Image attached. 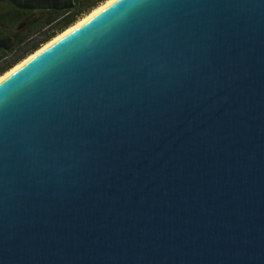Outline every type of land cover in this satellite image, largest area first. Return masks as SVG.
<instances>
[{
  "label": "water",
  "instance_id": "water-1",
  "mask_svg": "<svg viewBox=\"0 0 264 264\" xmlns=\"http://www.w3.org/2000/svg\"><path fill=\"white\" fill-rule=\"evenodd\" d=\"M0 264H264V0H115L0 81Z\"/></svg>",
  "mask_w": 264,
  "mask_h": 264
},
{
  "label": "trees",
  "instance_id": "trees-1",
  "mask_svg": "<svg viewBox=\"0 0 264 264\" xmlns=\"http://www.w3.org/2000/svg\"><path fill=\"white\" fill-rule=\"evenodd\" d=\"M104 1L73 0L74 6L70 10L50 11L31 35L17 42L10 54L0 55V76Z\"/></svg>",
  "mask_w": 264,
  "mask_h": 264
},
{
  "label": "flooded vegetation",
  "instance_id": "flooded-vegetation-1",
  "mask_svg": "<svg viewBox=\"0 0 264 264\" xmlns=\"http://www.w3.org/2000/svg\"><path fill=\"white\" fill-rule=\"evenodd\" d=\"M50 11L20 9L13 6L9 0H0V41H3L0 55L10 54L17 42L31 35Z\"/></svg>",
  "mask_w": 264,
  "mask_h": 264
},
{
  "label": "bare ground",
  "instance_id": "bare-ground-1",
  "mask_svg": "<svg viewBox=\"0 0 264 264\" xmlns=\"http://www.w3.org/2000/svg\"><path fill=\"white\" fill-rule=\"evenodd\" d=\"M114 1L115 0H106L103 4L99 5L95 9H93L88 15H86L81 20H79L78 22H76L75 24H73L72 26H70L69 28H67L66 30H64L63 32H61L59 35L55 36L49 42H47L46 44H44L43 46H41L33 54L29 55L26 59H24L23 61H21L19 64L15 65L14 67H12L9 71H7L2 76H0V81H2L3 79H5L7 76H9L13 72H15L17 69H19L20 67H22L23 65H25L27 62H29L31 59H33L34 57H36L37 55H39L40 53H42L46 49H48L49 47H51L52 45H54L55 43H57L63 37H65L66 35H68L70 32H72L73 30H75L77 27L81 26L83 23H85L87 20H89L91 17H93L94 15H96L103 8H105L106 6H108L109 4H111Z\"/></svg>",
  "mask_w": 264,
  "mask_h": 264
},
{
  "label": "rangeland",
  "instance_id": "rangeland-1",
  "mask_svg": "<svg viewBox=\"0 0 264 264\" xmlns=\"http://www.w3.org/2000/svg\"><path fill=\"white\" fill-rule=\"evenodd\" d=\"M105 1H106V0H105ZM105 1H104V2H105ZM104 2L98 4L96 7H98L99 5L103 4ZM96 7H95V8H96ZM95 8H93V9H95ZM93 9H92V10H93ZM92 10H90L88 13H86V14H84L83 16H81V17H79L78 19H76L75 22H74L73 24H75L76 22H78L79 20H81L83 17H85L86 15H88ZM73 24H71L70 26H72ZM70 26H68L67 28H69ZM67 28H66V29H67ZM66 29H65V30H66ZM62 32H63V31H62ZM59 34H60V33H58L57 35H59ZM57 35H55V36H57ZM55 36H54V37H55ZM52 39H53V38H52ZM49 41H50V40H49ZM49 41H48V42H49ZM45 44H46V43H45ZM42 46H43V45H42ZM36 51H37V50H36ZM26 58H27V57H26ZM26 58H25V59H26ZM23 60H24V59H23ZM23 60H22V61H23ZM20 62H21V61H20ZM20 62H19V63H20ZM19 63H17V64H19ZM17 64H16V65H17ZM13 67H14V66H13ZM9 70H10V69H9ZM9 70H8V71H9ZM6 72H7V71H6ZM6 72H5V73H6ZM5 73H3V74H5ZM3 74H2V75H3ZM2 75H1V76H2Z\"/></svg>",
  "mask_w": 264,
  "mask_h": 264
}]
</instances>
